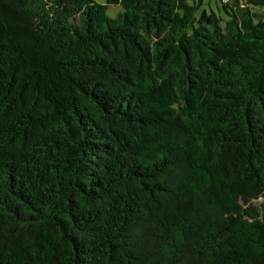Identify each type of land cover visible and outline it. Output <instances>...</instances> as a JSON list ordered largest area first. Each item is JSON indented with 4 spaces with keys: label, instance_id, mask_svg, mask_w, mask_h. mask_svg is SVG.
<instances>
[{
    "label": "trees",
    "instance_id": "obj_1",
    "mask_svg": "<svg viewBox=\"0 0 264 264\" xmlns=\"http://www.w3.org/2000/svg\"><path fill=\"white\" fill-rule=\"evenodd\" d=\"M203 4L0 0V264H264V0Z\"/></svg>",
    "mask_w": 264,
    "mask_h": 264
},
{
    "label": "rangeland",
    "instance_id": "obj_2",
    "mask_svg": "<svg viewBox=\"0 0 264 264\" xmlns=\"http://www.w3.org/2000/svg\"><path fill=\"white\" fill-rule=\"evenodd\" d=\"M102 1V0H101ZM200 0H189V2L191 4L195 3L197 4V2H199ZM204 2L203 6H201L198 11H197V14L199 15L201 13V11L206 8V9H210V7H213L215 9L216 12H218V8L217 6L219 4H221V0H202ZM123 11V8L121 5H112V6H109L108 9H107V14L114 18L116 17L119 13H121ZM258 13H262L264 14V8H261V9H257L256 10ZM263 202V200H259L257 202V204H261Z\"/></svg>",
    "mask_w": 264,
    "mask_h": 264
},
{
    "label": "built area",
    "instance_id": "obj_3",
    "mask_svg": "<svg viewBox=\"0 0 264 264\" xmlns=\"http://www.w3.org/2000/svg\"><path fill=\"white\" fill-rule=\"evenodd\" d=\"M225 2H227L228 0H224Z\"/></svg>",
    "mask_w": 264,
    "mask_h": 264
}]
</instances>
